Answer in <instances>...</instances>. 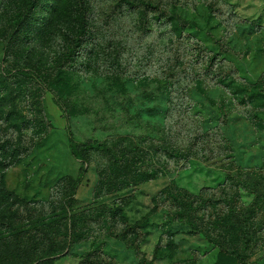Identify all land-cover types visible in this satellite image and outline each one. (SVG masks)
<instances>
[{"label": "rangeland", "instance_id": "rangeland-1", "mask_svg": "<svg viewBox=\"0 0 264 264\" xmlns=\"http://www.w3.org/2000/svg\"><path fill=\"white\" fill-rule=\"evenodd\" d=\"M141 1L154 7L0 0V144L26 148L2 187L31 206L57 202L79 165L67 120L75 140L136 149L121 165L91 152L71 203L105 204L129 224L147 218L136 250L94 230L115 264H242L152 204L168 185L201 207L202 232L226 240L244 264H264V0ZM80 10L88 38L67 60ZM178 149L182 158L166 160ZM132 170L143 181L111 192ZM255 200L246 249L231 215ZM90 247L81 242L55 264Z\"/></svg>", "mask_w": 264, "mask_h": 264}, {"label": "trees", "instance_id": "trees-1", "mask_svg": "<svg viewBox=\"0 0 264 264\" xmlns=\"http://www.w3.org/2000/svg\"><path fill=\"white\" fill-rule=\"evenodd\" d=\"M117 2L131 7L138 5L143 6V8L154 7L151 3L141 0H137L135 4H132L129 0H117ZM31 4L32 1L29 2V5ZM17 19L20 20V15ZM76 22L75 36L72 38L68 51L64 54V58L67 60L76 55L80 46L88 38L87 16L84 10H80ZM39 76L37 74L36 78ZM44 78L42 77L39 80L44 82ZM65 122L67 149L71 158L76 160L79 165L75 177H67L66 186H69V189L63 188L57 202L51 204V201H48L45 208L31 206L28 202H24L16 196H11L9 192L3 189V170L17 164L19 154H22L26 148L20 144L12 147L7 146L8 144H0V205L6 202L3 207H0V264H55L57 259L71 255L70 250L72 247L84 241H88L91 247L80 256L75 257L72 254L76 258L73 264H115L111 258L103 253L101 242H96L97 239L103 236L94 234L96 228L103 231V239L111 238L120 241L129 249L136 250L134 244L137 241L139 243L143 241V230L146 229L147 218L129 224L123 216L118 215L119 210L110 209L105 204L84 207L79 211L71 209L75 188L84 177L88 155L91 152L102 155L110 163L121 165L128 161L126 156L134 155L136 149L130 148L126 144L125 146L129 149L126 147L119 149L114 142L96 138L82 141L75 140L71 135L67 120ZM180 155L178 149L177 154H167L166 160L175 159V161H178L180 157L182 158ZM137 175L135 170H132L128 180L119 182L117 186H112L111 192L125 189L127 184L129 186L133 185L134 180L143 181L139 180ZM151 175L148 178L156 176L155 173ZM184 195L183 191L168 185L152 198V204L166 211L170 216L169 221H174L179 225L187 226L190 230L203 234L207 242L214 244L220 251L231 256L234 260L238 257V260L244 264V256H239V253L235 252L226 240H214L206 232L201 231L199 226L205 224L204 215L200 213L201 207L195 205L194 198L186 199ZM168 208H174L175 211L171 213ZM258 208L259 203L255 200L240 218L232 211L234 214L231 215V219L238 234L243 239L246 249L251 237L250 222ZM6 209L8 212L12 210L11 220L6 216ZM118 224L119 226H116Z\"/></svg>", "mask_w": 264, "mask_h": 264}]
</instances>
